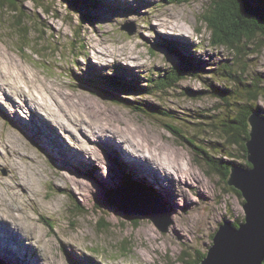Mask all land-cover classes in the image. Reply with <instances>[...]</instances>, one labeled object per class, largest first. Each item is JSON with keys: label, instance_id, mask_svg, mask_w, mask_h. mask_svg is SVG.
Returning a JSON list of instances; mask_svg holds the SVG:
<instances>
[{"label": "rangeland", "instance_id": "rangeland-1", "mask_svg": "<svg viewBox=\"0 0 264 264\" xmlns=\"http://www.w3.org/2000/svg\"><path fill=\"white\" fill-rule=\"evenodd\" d=\"M177 1L77 0L78 14L67 0H17L24 17L0 9V264H198L220 223L243 221L224 172L248 162L223 142L221 123L250 85L264 113V36L241 53L214 46L202 20L211 0ZM186 57L197 77L155 88L150 79ZM114 74L135 82L128 100L145 111L113 100L125 97L103 81ZM173 121L217 169L167 130ZM139 210L169 221L167 231Z\"/></svg>", "mask_w": 264, "mask_h": 264}, {"label": "trees", "instance_id": "trees-1", "mask_svg": "<svg viewBox=\"0 0 264 264\" xmlns=\"http://www.w3.org/2000/svg\"><path fill=\"white\" fill-rule=\"evenodd\" d=\"M17 0H0V9H10L12 11L19 12V17H24L23 7L16 5ZM24 1V0H23ZM71 2V8L74 13H81L83 9L78 4L77 0H67ZM82 1V0H81ZM186 0H178L181 3ZM264 0H258V2L253 5L250 0H211L210 8L207 14L202 15V20L206 24L207 28L210 30V42L214 46H225L230 47L239 53L243 52L244 43L246 46L250 41L255 39L257 35L264 36V5L262 6ZM84 3V2H83ZM85 4V3H84ZM86 5V4H85ZM92 6V2L90 3ZM87 22L90 20L87 19ZM229 76L234 78L235 72H228ZM196 67L192 64L188 57L183 58L179 62V66L171 67L169 70H165L163 73H158V78L150 79L154 83L157 89H169L182 80L185 76L197 77ZM104 83L108 84L113 89L121 90L125 97H117L113 100L121 105L131 108L134 111L143 112L145 108L134 106L131 100H128L131 95H134L139 88L135 85V82L125 79V77L114 75L103 76ZM95 80V79H94ZM97 80H100L98 78ZM211 86V85H210ZM101 89V86H96ZM214 88L211 92L220 98H225L223 91L218 87L212 85ZM251 88H246V96L243 100L237 101L239 108L234 110V114L230 115L227 120H223L221 123V130L223 133V142L229 145H239L243 151V156L246 157V146L245 142L248 139V122L247 118L252 111H257V107L253 106V102L258 100V94L256 89L250 85ZM145 93H151L148 90L142 91ZM201 92L192 96H198ZM192 94V93H189ZM150 112L154 114H163L164 116L171 117L167 111L159 109L157 106H149ZM260 113V112H259ZM264 115V113H261ZM168 117V118H169ZM165 126L167 130L172 133L175 137L179 138L182 142L201 150V154L204 155L207 161L211 162L215 169H217V163L220 160H216L212 157L207 149L199 147L197 144L193 143L191 139L187 138L180 127L176 124L166 123ZM217 161V162H216ZM232 163L228 162L226 170L224 172L225 177H228L229 168ZM247 167L250 166L249 163L246 164ZM140 185H143L141 181ZM130 184V183H129ZM111 188V187H110ZM146 191H149L146 187ZM233 190L241 197V194L233 188ZM112 193L109 195L111 197ZM235 226L238 222L233 223ZM205 254H201L199 261L204 257ZM187 263V262H185ZM264 264V262H263Z\"/></svg>", "mask_w": 264, "mask_h": 264}, {"label": "water", "instance_id": "water-1", "mask_svg": "<svg viewBox=\"0 0 264 264\" xmlns=\"http://www.w3.org/2000/svg\"><path fill=\"white\" fill-rule=\"evenodd\" d=\"M247 122L249 137L245 146L250 166L232 164L226 179V183L236 189L244 200V219L237 226L228 221L220 223L213 234L212 245L198 264L264 262V115L252 111ZM110 200L119 207L115 195L112 194ZM136 212L150 218L161 231H167L169 221L161 224L146 211Z\"/></svg>", "mask_w": 264, "mask_h": 264}, {"label": "bare ground", "instance_id": "bare-ground-1", "mask_svg": "<svg viewBox=\"0 0 264 264\" xmlns=\"http://www.w3.org/2000/svg\"><path fill=\"white\" fill-rule=\"evenodd\" d=\"M136 6V5H135ZM134 10L137 12V7H134ZM176 30H178V31H175V34L176 35H181V34H183V32H181L182 30L180 29H176ZM181 32V33H180ZM0 197H6V194L4 193V194H2V193H0ZM0 201H2V200H0ZM9 214H10V212H9ZM12 215H15L14 214V212H12ZM7 228H9L10 230L12 229V226H8ZM3 230V229H2ZM7 261V260H6ZM28 262V260H26V263ZM73 264V263H72ZM74 264H76L75 262H74Z\"/></svg>", "mask_w": 264, "mask_h": 264}]
</instances>
